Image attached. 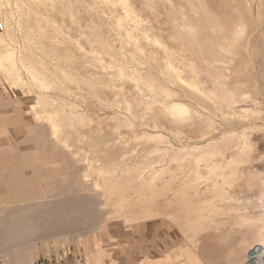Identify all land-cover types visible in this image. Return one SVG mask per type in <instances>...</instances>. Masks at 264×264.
Masks as SVG:
<instances>
[{"label": "rangeland", "instance_id": "obj_1", "mask_svg": "<svg viewBox=\"0 0 264 264\" xmlns=\"http://www.w3.org/2000/svg\"><path fill=\"white\" fill-rule=\"evenodd\" d=\"M104 1L0 0L7 46L0 48V216L30 210L24 216L32 219L24 233L0 240V258L21 264L16 253L38 247L31 264H228L233 254L202 260L187 221L199 218L207 236L211 218L228 216L214 205L235 196L263 214L264 105L230 106L212 93L231 87L236 74L259 90L258 0L239 2L241 15L215 13L214 0H130L142 18L117 5L121 17ZM216 16L251 19L237 52H229ZM226 61L242 72L220 68ZM176 101L188 108L180 112ZM51 121L71 151L54 139ZM86 155L98 160L89 171L114 203L104 201L103 187L85 183ZM13 162L24 167L8 169Z\"/></svg>", "mask_w": 264, "mask_h": 264}, {"label": "bare ground", "instance_id": "obj_2", "mask_svg": "<svg viewBox=\"0 0 264 264\" xmlns=\"http://www.w3.org/2000/svg\"><path fill=\"white\" fill-rule=\"evenodd\" d=\"M104 2L107 5L114 6L115 8L109 7V10L110 11L111 10L116 11L117 15H120L121 17H122L124 12L127 13L124 16L129 15L128 17H130V15H133V14H134V16H139L137 13H135V9H134L135 7H134V5L132 6L133 3H131L130 0H105ZM239 2L242 3V0H214V5H213L212 9L215 13H219L225 7V8L230 9V10H236L239 12V15H241L242 14V8H240L241 5L239 4ZM202 4H203V6H201V7H203V8H200V9L201 10H207V7L204 6V1L202 2ZM244 4L248 5L247 3H245V1H244ZM117 5L122 6V9L124 10L123 13L118 11ZM258 6H260L259 8L262 10V11H259V12H261L260 20H259V27H260V37H261V41H262L260 49H259V55H261V54H264V0H258ZM106 7H108V6H106ZM111 8H114V9H111ZM111 13H113V12H111ZM116 13H115V17H117ZM228 14L232 15V12L229 11ZM112 15H114V13ZM138 18H142V17L139 16ZM141 20H143V19H141ZM130 21L131 20H129V22ZM215 21L223 29H226L228 37L231 39V42L233 43L232 44L233 47L229 48V49H231V50H229V52H231V53L237 52L234 49V47H235V45H239L241 43L240 42L241 40H243L246 43L248 42V38L250 37L251 31L253 29L251 19H249V18L245 19L242 16H238V17L227 16L224 18H222L220 16H216ZM141 22H143V21H141ZM119 23H123V22H119ZM185 26L189 27L192 25H190V23H189L188 25L185 24ZM1 37L2 36L0 34V48L3 46L7 47V46H5V44H6L5 41L3 40L5 38L2 37L3 38L2 39ZM182 37L184 38V36H182ZM191 37L192 36H190V38ZM156 39L158 41L159 37ZM187 39H189V38H187ZM191 39H190V42L192 45L193 41ZM162 43L164 45H166L165 46V48H166L167 44H165L164 41H161V45H162ZM8 49H9V47H8ZM260 57H262L261 61H260V67H259L261 81L259 83V90L256 91V94H255V87L250 86V84L248 82H245V80L242 81V78L240 79V76H238L237 74H236L237 80L232 83L231 87H226V89L222 92L214 91L212 93L224 94L222 97L227 101V103L230 106L238 105L244 101H254V100L257 102V104H259L257 107H260V105L261 106L264 105V55L263 56L261 55ZM227 63L225 65V67L222 66L220 68H225L226 70H231L234 73H241L242 72L241 67L239 68L237 65L236 66L233 65V63H231L230 61H228ZM218 65H220V64H218ZM180 78H181V76H180ZM217 83L220 84V82H217ZM189 85H191V84H189ZM15 87H16V85H15ZM70 90H71V88H70ZM169 92L172 94H176V95L179 94L177 92H174L172 89ZM24 102L26 105H28L30 108H32L34 105L33 96L31 94L27 93L24 97ZM176 103L182 104L183 102L176 101ZM176 103L173 105H175L177 107L178 105ZM186 107L188 108V106L184 105V103H183L178 108L181 110L180 112H183L186 110ZM193 108L194 107H192V109ZM253 109L254 108H252V110ZM261 109H262V107L260 108V110ZM114 113H116V112H113V113L112 112H106L104 117L105 118L113 117V116H115ZM84 114H87L90 118H94L93 115H97V112H92L90 110H84ZM117 114H119L118 111H117L116 115ZM35 116H44V118L47 121L49 120L48 115H40V113H38V112H35ZM51 126L53 128L54 139L56 141L60 142L61 144H63L64 146L68 147V149L71 151L72 148L70 147V145L62 143L64 141H63V139L60 138L62 127L60 125H58L57 123H55L54 121H51ZM91 148H92V149H90L91 151L96 150L95 147H91ZM159 148H162V147H159ZM171 148L176 149L174 144L171 145ZM236 150H238V147L233 148V151H236ZM91 151H89V152H91ZM233 157H235V156H233ZM93 159L94 158H90V156L88 157L87 155L84 158V164L88 168L87 174H86V179H85V181H87V182H85V183L92 181V182H94L96 187H100V189H101V187H103V189H101L103 194L105 195V198L103 197V199L107 204H109L112 202L113 196H112V193L109 191L107 184L101 183L99 176H97L98 178H95V175L91 171H89L91 169V167L94 165V162L98 161V160H96V158H95V161H93ZM231 165H233V164L231 163ZM100 167H102V166H100ZM97 174L100 175L99 172ZM92 190H93V188H92ZM235 197L232 198L231 201L230 200L229 201H223V202L219 203V205L218 204L214 205V212L215 213L224 212L228 216H227V218H222V219H220L218 217L211 218L210 225H209L211 230H210V232L207 233V236L204 234V230H205V228H203L204 226H201V224H199V220H198L199 218H197V220L195 219L193 221L192 220L187 221V225H192L190 227V232L194 231L192 238H193V240H196L197 244L195 247H197V250L201 254L202 260H205L207 262H209L208 259L219 260L218 257L216 256L217 253H220L223 255L229 253V255L233 254V257L229 259L228 264H264V199L260 200V206L262 208L261 211H263V214L258 217V216H255L251 212L250 207L245 206L241 200H238ZM60 199L62 200V197ZM57 202H59V201H56V204H57ZM61 202H63V201H61ZM112 203H114V202H112ZM112 209H110V210H112ZM29 211L30 210H26L25 212H22V213L19 212L20 215H17L18 217H14V215H11L8 218H3L0 216V240L12 238L13 236H16L20 233H24L21 231L29 228L30 227L29 222L32 221V219L31 220H28V219L25 220L24 215L28 214ZM61 212H63V211H61ZM38 215L41 217L40 214H38ZM40 217H38V218H40ZM29 218H31V217H29ZM33 218H34V216H33ZM175 219H176V221H179L180 218L178 216H175L174 220ZM181 220H182V218H181ZM222 220H224L225 222L223 223ZM182 221H184V220H182ZM226 223H228V224H226ZM221 224H223V225L226 224V225L222 226ZM31 230H32V228H31ZM50 230H51V227H50ZM52 230H54V228ZM212 231H213V233H212ZM48 233H50V232L45 231V236L48 235ZM188 233H189V231H188ZM52 234L55 235L56 231L55 232L52 231L51 235ZM149 234H151L152 237L153 236L156 237L157 236L156 229L151 227ZM212 237L214 238V243H215L214 245H211L208 242L209 240L212 239ZM198 240L202 241V243L198 244ZM34 241H36V240H34ZM21 244H23V243H21ZM145 245L150 246L148 242H146ZM215 245L217 247H215ZM224 247H227L228 250L224 251ZM38 249H39L38 247L37 248L35 247L32 250H28L26 252H18V253H16L17 256L15 257V260L14 259L13 260L15 263L19 262L21 264H31V262L37 256ZM2 251H4V250H2ZM158 251H159V247H158V245H156L153 249V252H158ZM10 255L11 254H9V256H7V257H10ZM198 263L200 264V261Z\"/></svg>", "mask_w": 264, "mask_h": 264}, {"label": "crops", "instance_id": "obj_3", "mask_svg": "<svg viewBox=\"0 0 264 264\" xmlns=\"http://www.w3.org/2000/svg\"><path fill=\"white\" fill-rule=\"evenodd\" d=\"M213 73V72H212ZM214 74V73H213ZM178 93V92H177ZM182 92H179V94H181ZM36 141V143H40L38 140H35ZM10 142V141H9ZM37 148V147H36ZM3 149L4 150H12L13 149V145L11 144V143H7L6 145H4V147H3ZM35 149V148H34ZM22 150H23V152L24 153H31L30 152V150L31 149H27V148H22ZM35 150H39V147L37 148V149H35ZM24 167V165L22 164V163H12L11 164V166H9V168L8 169H14V168H23ZM11 181L10 180H8V183H10ZM47 259V258H46ZM39 263V262H38ZM37 263V264H38ZM39 264H51V261H49L48 259L47 260H44L43 262H41V263H39Z\"/></svg>", "mask_w": 264, "mask_h": 264}, {"label": "built area", "instance_id": "obj_4", "mask_svg": "<svg viewBox=\"0 0 264 264\" xmlns=\"http://www.w3.org/2000/svg\"><path fill=\"white\" fill-rule=\"evenodd\" d=\"M3 28H4V25H3V23L0 22V29H3ZM0 264H7V262L5 259L0 258Z\"/></svg>", "mask_w": 264, "mask_h": 264}]
</instances>
